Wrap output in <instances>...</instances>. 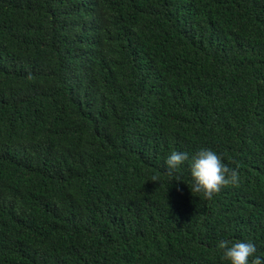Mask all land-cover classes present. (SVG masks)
<instances>
[{"label":"trees","instance_id":"trees-1","mask_svg":"<svg viewBox=\"0 0 264 264\" xmlns=\"http://www.w3.org/2000/svg\"><path fill=\"white\" fill-rule=\"evenodd\" d=\"M202 148L239 174L212 200L167 175ZM221 241L264 259V0H0V264H230Z\"/></svg>","mask_w":264,"mask_h":264},{"label":"clouds","instance_id":"clouds-1","mask_svg":"<svg viewBox=\"0 0 264 264\" xmlns=\"http://www.w3.org/2000/svg\"><path fill=\"white\" fill-rule=\"evenodd\" d=\"M188 163L192 178V193H202L206 200H212L229 185H239L238 170L230 168L215 151L202 148L191 158L187 152L173 151L166 159L167 175L180 172L182 165ZM153 175L151 181H158ZM179 180V179H176ZM219 249L223 250V259L230 264H264V259L255 256V244L251 242L221 241Z\"/></svg>","mask_w":264,"mask_h":264}]
</instances>
